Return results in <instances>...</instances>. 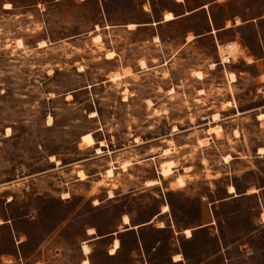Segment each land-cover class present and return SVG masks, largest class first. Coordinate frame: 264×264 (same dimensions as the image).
<instances>
[{
    "label": "rangeland",
    "instance_id": "rangeland-1",
    "mask_svg": "<svg viewBox=\"0 0 264 264\" xmlns=\"http://www.w3.org/2000/svg\"><path fill=\"white\" fill-rule=\"evenodd\" d=\"M212 1L0 0V264H264V0Z\"/></svg>",
    "mask_w": 264,
    "mask_h": 264
},
{
    "label": "crops",
    "instance_id": "crops-1",
    "mask_svg": "<svg viewBox=\"0 0 264 264\" xmlns=\"http://www.w3.org/2000/svg\"><path fill=\"white\" fill-rule=\"evenodd\" d=\"M216 1H218V0H215L214 2L212 1V2H210V3H215ZM181 3V2H180ZM206 6L205 5H203V6H201V7H199V8H195V9H193V10H183V12L181 13V14H176L175 13V11H172V10H170V11H168V12H171L172 14H173V16H174V19H172V20H170V21H164V16H165V14H164V16H163V18L161 19V20H158L157 22L158 23H165V22H171V21H174L176 18H187V17H189V16H191V15H193V14H195V13H197L198 11H200V10H203L204 8H205ZM264 17V16H263ZM231 20H229V22H230ZM149 23L150 22H147L146 24H144V25H149ZM246 22H244V21H242L241 22V25H240V23L239 24H237V23H235V21H231V25L230 26H227L226 24H224L223 26H220V27H217V28H215L214 26V29H209L207 32H210V33H212L213 31H219V30H232V29H234V28H237V27H241L243 24H245ZM204 35V34H203ZM233 43H236V45L238 46V48H239V50H240V46L237 44V42H235V41H232ZM252 57H254L255 58V56H252ZM232 74V73H231ZM233 74H235V73H233ZM236 75V74H235ZM259 117V116H258ZM94 139V138H93ZM230 186H233L234 188H235V190H237V187H236V185H234V184H232V185H230ZM228 189H229V186H228ZM228 193H229V191H228ZM230 195H233V194H231V193H229ZM235 194V193H234ZM236 198H238V197H233V199L232 200H235ZM229 201H231V200H228L227 202H229ZM165 206V205H164ZM163 206V207H164ZM163 207L161 208V209H159V211H157L156 213H154L148 220H145V221H142V222H134L133 221V218H132V216L131 215H129V214H125V215H123L122 216V218H121V225H120V230L119 231H117V232H115L113 235H116V238L113 240V244H112V248L114 247V245H115V241H117V242H119V248L117 249V251H116V253L115 254H113V255H116L117 253H118V251L119 250H121V248H122V239L120 238V236L121 235H123V234H126V233H132V234H137V239H138V243H137V245L138 246H140L141 247V249L143 250V252H144V254H145V251H146V249H145V242H144V239L143 238H141V236H140V233H141V231L142 230H145V229H148L149 227L150 228H153V227H155L156 229H158V230H163V229H166V230H172V229H174V227H173V224H172V221H169V219H168V213H169V207H168V210L167 211H163ZM127 217L128 219H129V222L128 223H125L124 222V217ZM211 224H213V223H210V226H211ZM207 227L208 226H204V227H201V228H199V229H197V231H200V230H204V229H207ZM94 230V229H93ZM185 231V230H184ZM192 232H194V230L192 231ZM96 233V232H95ZM181 233V232H180ZM185 233V232H184ZM88 234H89V232H88ZM89 235H92V234H89ZM94 235V234H93ZM105 238H107V236H102V237H99V238H97L98 240H102V239H105ZM173 239V238H172ZM83 250V249H82ZM111 250V249H110ZM83 254L85 255V256H87V254H85L84 252H83ZM111 256H112V254H110ZM177 257H179L180 259L179 260H176V258ZM84 260H86V259H84ZM83 260V261H84ZM87 260H89V259H87ZM170 260H171V262L172 263H174V264H186L185 263V260L184 259H182V257H181V254L177 251V252H175L174 253V255H172L171 257H170ZM83 261H82V263H83ZM143 264H149V262L147 261V260H144V262H143Z\"/></svg>",
    "mask_w": 264,
    "mask_h": 264
},
{
    "label": "bare ground",
    "instance_id": "bare-ground-1",
    "mask_svg": "<svg viewBox=\"0 0 264 264\" xmlns=\"http://www.w3.org/2000/svg\"><path fill=\"white\" fill-rule=\"evenodd\" d=\"M8 8H9V7H8ZM172 19H174L173 14H172L171 12H166V13H165V16H164V21H170V20H172ZM135 26H136L135 24H130V25H129V27H131V28H135ZM191 38H193V37H190V36H189L188 39L191 40ZM95 39H96V40H99L100 37H99V36H96V37L94 38V40H95ZM97 42H98V41H97ZM19 43H20V42H19ZM44 44H45V43H44ZM43 46H45V45H43ZM113 56H114V53H113V52H109V53L107 54V58H108V59H112ZM141 64H142L143 67H146V64H145L144 61H142ZM213 66H215V65L213 64L211 67H213ZM197 74L200 76L199 78H202V73H201V72H197ZM118 76H119V75H114V76H112V79L117 78ZM230 76H231V82H235V81H236V75L232 73ZM148 104H151V105H152V102L148 101ZM151 105H150V106H151ZM95 115H96V113L93 114V116H95ZM258 118H259V119H263V118H264V114H260ZM214 119H215V120L217 119V115H215ZM49 121H50V120H49ZM217 128L220 129V126H218ZM175 130H176V128H174V131H175ZM237 135H238V133H237ZM82 141H83L87 146H91V145H93V140H92V138H91V135H87V136L83 137ZM200 142H201V144L206 145V144L208 143V139L200 140ZM261 151H262L261 153L264 154V148H262ZM165 152L168 153L169 150H165ZM97 153H101V150H100V149H97ZM224 160H225V162H229V161L231 160V157H230V156H226V157L224 158ZM172 167H173V162H165V163H163V164L161 165L163 175H164V176H168V175H170V174L172 173ZM112 173H113V172H112V170L110 169V170L108 171V175L111 176ZM78 176L80 177V179H85V176L83 175V172H82V171H79V172H78ZM179 182L182 183L183 181L180 180ZM155 183H156L155 181H151V182H148L147 184H148V185H154ZM228 191H229V193L234 194L236 190H235V188H234L233 186H229ZM253 192H256V190H255V189H251V190H249V193H253ZM112 196H113V195L110 194V197H112ZM167 210H168V207H164V208H163V211H164V212L167 211ZM262 220H263V222H264V213H263V215H262ZM124 222H125V223H128V222H129V219H128L126 216L124 217ZM88 232H89V234H92V235L95 234V231H94L93 229H90ZM184 232H185V234L188 235V236H190V234H191V232H190L189 229L185 230ZM118 248H119V242L115 241V245H114L113 248H111V250H110V254H112V255L115 254ZM82 249H83V252H84L85 254H87V255L91 254V251H90V248H89L88 245H83ZM178 260H179V259H178ZM82 264H90V262L86 259V260L83 261Z\"/></svg>",
    "mask_w": 264,
    "mask_h": 264
},
{
    "label": "built area",
    "instance_id": "built-area-1",
    "mask_svg": "<svg viewBox=\"0 0 264 264\" xmlns=\"http://www.w3.org/2000/svg\"><path fill=\"white\" fill-rule=\"evenodd\" d=\"M220 63L223 66L235 63L240 57L239 48L236 43H228L219 52Z\"/></svg>",
    "mask_w": 264,
    "mask_h": 264
},
{
    "label": "snow or ice",
    "instance_id": "snow-or-ice-1",
    "mask_svg": "<svg viewBox=\"0 0 264 264\" xmlns=\"http://www.w3.org/2000/svg\"><path fill=\"white\" fill-rule=\"evenodd\" d=\"M5 7L7 8V7H11L10 5H5Z\"/></svg>",
    "mask_w": 264,
    "mask_h": 264
}]
</instances>
